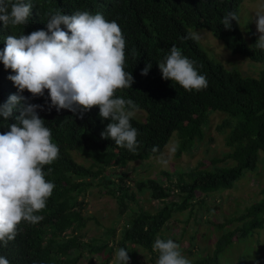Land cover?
Wrapping results in <instances>:
<instances>
[{
  "label": "trees",
  "instance_id": "16d2710c",
  "mask_svg": "<svg viewBox=\"0 0 264 264\" xmlns=\"http://www.w3.org/2000/svg\"><path fill=\"white\" fill-rule=\"evenodd\" d=\"M30 2L32 9L27 25L6 28L0 23V52L9 35H28L36 30H46L44 13L49 9H61L66 15L76 11L100 13L106 20H115L119 24L126 41L125 70L134 78L131 88L118 90L116 95L139 105L144 119L142 122L131 120L139 132V147L136 153H131L110 139L100 138V133L110 121L100 119L98 108H92L81 117L79 113L67 110H49L47 91L43 97L35 99H31L26 90L22 93L31 103L43 106L38 114L45 121V126L51 129L52 140L60 152L56 161L44 167L45 172L49 167L52 169L45 179L54 183L55 188L46 208L38 213L43 219L35 225L22 222L15 239L6 247L0 246V256L6 257L9 264H80L81 260L93 259L97 264H108L109 254L113 251L111 245L98 239L84 243L79 233L87 219L82 216L84 205L78 197L84 196L91 186L90 178H99L109 186L115 184L111 180L113 177L118 179L116 188L107 189V194L116 200L120 216L129 212V225L122 229L117 249L131 245L151 252L157 235L167 230L166 223L173 213L187 210L189 215L193 201L200 198L199 204H202L206 195L231 189L244 171L253 172L259 167L264 172V69L255 78L243 77L234 69H225L219 62L208 58L189 32L190 29L204 30L230 54L264 66V51L255 48L256 41L245 42L238 22L231 21L230 30L221 24L228 12H235L239 17L242 0ZM173 45L196 62L199 73L207 78V88L186 92L179 85L161 78L157 64ZM148 63L152 65L148 75L141 76V70ZM9 75L14 73L10 69L5 70L0 63V104L17 92L8 79ZM210 112L224 114L226 118L221 121L220 129H228L224 138L228 152L220 161L213 160L212 164L229 160L230 165L209 171L176 172L177 180L173 183L169 179L167 185H159L153 180L136 183V190H148L149 199L160 203L153 214L142 211L135 205L134 193H130L129 185L124 182L125 173L116 170L127 163L158 156L172 134L176 135L179 144L176 157L190 150L195 142L202 140ZM18 115L14 109L7 121L0 117V133L8 130L7 125L16 123ZM153 147H158L159 151L154 153ZM73 154L89 160V165L76 163ZM108 168L114 171L107 172ZM259 192L261 198L235 218L240 226L229 228V221L216 225L220 234L214 240L210 256L195 264H217L219 255L227 246L252 236L255 230H264V174ZM131 204L136 206V211L131 209ZM113 233L114 230L104 232L106 238ZM103 254L105 258L100 257Z\"/></svg>",
  "mask_w": 264,
  "mask_h": 264
},
{
  "label": "clouds",
  "instance_id": "9594fccd",
  "mask_svg": "<svg viewBox=\"0 0 264 264\" xmlns=\"http://www.w3.org/2000/svg\"><path fill=\"white\" fill-rule=\"evenodd\" d=\"M31 9L30 0H0V23L6 28L25 26ZM44 17L46 30L9 35L0 52V63L14 73L8 79L17 89L16 94L0 104V117L7 121L14 109L19 112L16 123L7 125L8 130L0 133V246L4 247L15 239L22 222L35 225L43 219L38 213L46 208L55 188L54 183L45 179L52 169L45 172L44 167L56 161L60 152L52 140L51 129L38 114L43 106L23 96L25 90L31 99L43 97L47 91V107L57 112L67 110L82 117L96 107L100 119L110 121L100 133L101 139H110L131 153L139 147V132L131 123L140 111L139 105L116 95L118 90L131 88L134 83L131 72L125 70L126 41L119 24L89 11L66 15L61 9H49ZM238 20L235 12H228L221 24L230 30V22ZM255 24L260 34L255 48L264 51V8L255 14ZM191 38L199 36L194 33ZM151 67V63L146 64L140 75L147 76ZM157 67L163 80L186 92H198L208 86L196 62L175 45ZM178 147L177 142L171 153ZM152 151L159 149L153 147ZM158 162L168 164L163 157ZM152 250L158 254L156 264H191L172 239L156 238ZM129 262L128 251L117 249L113 264ZM0 264L9 261L0 256Z\"/></svg>",
  "mask_w": 264,
  "mask_h": 264
},
{
  "label": "rangeland",
  "instance_id": "374dc122",
  "mask_svg": "<svg viewBox=\"0 0 264 264\" xmlns=\"http://www.w3.org/2000/svg\"><path fill=\"white\" fill-rule=\"evenodd\" d=\"M262 8H264V0H242L241 2L238 27L247 44L259 38L255 14ZM189 32L192 36L194 33L199 36L196 40L208 58L219 62L225 69H234L241 76L252 78L257 77L258 73L264 69L263 65L252 63L239 55L230 54L219 41L204 30L190 29ZM225 118L224 114L210 112L203 128L202 140L195 142L190 150L181 152L177 157L176 151L171 153V148L177 144L176 135L172 134L169 143L158 156L145 161L127 163L123 168L117 169L118 173H125L124 182L129 185L130 193H134L135 205L150 214L160 207L159 202L149 199L148 190H136V183L153 180L159 185H167L169 179L173 183L177 180L174 176L176 172L186 173L197 169L209 171L230 165L229 160L212 164L213 160L220 161L228 152V148L224 145L228 129H220L221 121ZM133 119L142 122L144 113L138 111ZM72 156L76 163L83 166L89 165V160H84L75 154ZM160 157L168 160L166 166L158 162ZM108 169L107 172L114 171L111 168ZM263 174L259 167L253 172L244 171L231 189L206 195L202 204H199L200 198L193 201L191 213L188 215L187 210L173 213L166 223L167 230H162L156 238L172 239L179 244L182 254L191 261V264L210 256L214 240L220 234L216 230V225L229 221V228L240 226V222L235 221V218L240 217L247 207L261 198L259 191L263 184ZM111 180L114 181V186H109L99 178H90L91 186L87 188L84 196L78 197L84 205L82 216L87 219L85 227L79 232L81 241L87 243L89 239H98L111 245L113 251L109 254L108 264H113L117 250L116 243L121 237L122 229L129 225V212L120 216L116 200L107 194V189H115L119 183L114 177ZM135 205L131 204L130 207L136 211ZM105 230H114V233L106 238ZM126 250L128 254H131L129 264H156L158 254L153 251L146 252L140 247L131 245H128ZM100 257L105 258L106 255L103 254ZM91 262L97 264L95 259L81 260L80 264ZM217 264H264V230H255L252 236L227 246L219 255Z\"/></svg>",
  "mask_w": 264,
  "mask_h": 264
}]
</instances>
